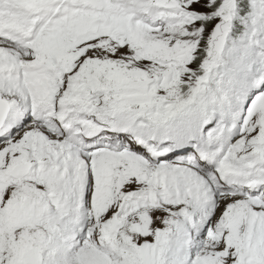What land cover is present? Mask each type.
Segmentation results:
<instances>
[{
	"label": "snow or ice",
	"instance_id": "6c2138e0",
	"mask_svg": "<svg viewBox=\"0 0 264 264\" xmlns=\"http://www.w3.org/2000/svg\"><path fill=\"white\" fill-rule=\"evenodd\" d=\"M0 264H264V0H0Z\"/></svg>",
	"mask_w": 264,
	"mask_h": 264
}]
</instances>
